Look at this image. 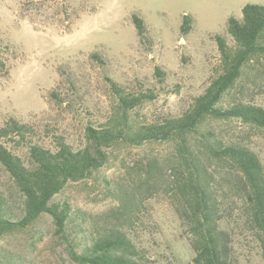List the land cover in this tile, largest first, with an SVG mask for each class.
Returning <instances> with one entry per match:
<instances>
[{
	"label": "trees",
	"instance_id": "obj_1",
	"mask_svg": "<svg viewBox=\"0 0 264 264\" xmlns=\"http://www.w3.org/2000/svg\"><path fill=\"white\" fill-rule=\"evenodd\" d=\"M18 9L39 27L64 30L81 13L94 10L84 0H18ZM130 20L139 44L149 49L152 39L145 20L137 12ZM194 25V17L183 13L181 36ZM211 39L217 59L203 89L177 113L140 115L137 108L157 93L140 83L137 91L130 90L106 77L112 103L106 115L86 123L80 145L56 132L46 135L45 144L40 137L48 125L12 114L0 120V165L12 190L0 189V240L47 216L76 264H152L136 243L135 228L144 224L145 201L164 195L186 230L193 264H238L236 236L255 242L264 264V162L249 142L250 133L229 137L210 125L235 120L264 130V105L259 102L264 93V5L246 3L241 15L228 17L224 30ZM15 51L11 42L0 39V75L8 73L7 55ZM88 59L101 68L108 63L100 50L90 52ZM64 74L71 92L72 79L61 70L60 76ZM154 75L164 82L159 67ZM59 84L49 90L48 99L61 105L68 93ZM154 145H167L168 154L149 150ZM123 147L143 152L132 165L121 160L125 176L109 179L101 169ZM87 179L114 201L108 218L72 208L58 197L69 182ZM0 264L31 262L0 245Z\"/></svg>",
	"mask_w": 264,
	"mask_h": 264
},
{
	"label": "rangeland",
	"instance_id": "obj_2",
	"mask_svg": "<svg viewBox=\"0 0 264 264\" xmlns=\"http://www.w3.org/2000/svg\"><path fill=\"white\" fill-rule=\"evenodd\" d=\"M84 1L90 2L94 10L81 13L64 30L54 25L39 27L20 15L18 0H0V39L16 48L15 53L7 55L8 73L0 75V120L12 114L23 121L48 125L49 130L40 137L45 144L49 143L46 135L51 132L62 134L73 145L82 143L86 123L106 115L112 103L106 77L130 90L137 91L140 83L157 93V97L137 108L140 115L177 113L203 89L217 59L212 34L224 30L228 17L240 16L246 3L264 5V0ZM132 12L145 20L152 39L149 49L138 42L130 20ZM183 13H190L195 25L181 36L179 24ZM94 50L106 56V67L88 59ZM155 67L164 71L163 83L155 77ZM61 70L72 79L71 92L65 87L66 75L60 76ZM58 83L68 93L67 101L61 105L48 99L49 90ZM259 102L264 105V93ZM210 125L229 137L250 133L249 142L264 162V130H251L235 120ZM149 150L161 156L169 151L167 145H154ZM142 152L136 147L114 150L101 174L109 179L125 176L121 160L132 165ZM19 153L25 155L21 150ZM0 189L12 192L1 165ZM58 197L72 208L101 214L103 218L109 217L108 212L115 205L103 187L90 179L69 182ZM145 205L144 224L135 228V240L152 264H193L194 251L169 198L154 195ZM233 244L238 264H262L256 243L248 237L236 236ZM0 245L31 264H76L54 234L47 216L34 227L6 234Z\"/></svg>",
	"mask_w": 264,
	"mask_h": 264
}]
</instances>
